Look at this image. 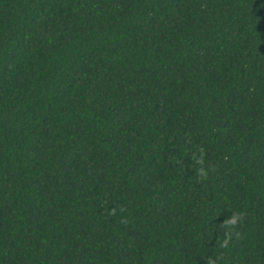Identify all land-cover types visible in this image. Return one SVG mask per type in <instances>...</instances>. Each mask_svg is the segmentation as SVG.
I'll return each instance as SVG.
<instances>
[{
  "label": "trees",
  "instance_id": "obj_1",
  "mask_svg": "<svg viewBox=\"0 0 264 264\" xmlns=\"http://www.w3.org/2000/svg\"><path fill=\"white\" fill-rule=\"evenodd\" d=\"M0 264H264V0H0Z\"/></svg>",
  "mask_w": 264,
  "mask_h": 264
}]
</instances>
